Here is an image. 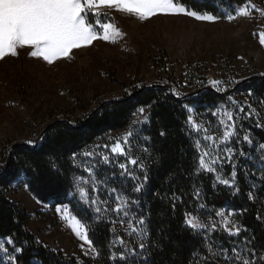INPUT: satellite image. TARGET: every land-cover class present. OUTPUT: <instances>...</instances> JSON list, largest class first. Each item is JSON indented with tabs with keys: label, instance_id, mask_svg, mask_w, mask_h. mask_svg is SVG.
<instances>
[{
	"label": "trees",
	"instance_id": "obj_1",
	"mask_svg": "<svg viewBox=\"0 0 264 264\" xmlns=\"http://www.w3.org/2000/svg\"><path fill=\"white\" fill-rule=\"evenodd\" d=\"M246 1L180 0L190 10L220 18L233 14L236 9L245 6ZM202 85L191 93V99L181 95L179 100L167 86L132 88L120 98L99 102L83 119L51 121L42 128L33 146L15 144L6 153L0 152V173L7 168L9 173H18L20 178L28 177L31 188L27 190L44 204L68 205L90 228L88 235L99 255L78 260L38 243L27 228L31 216L7 198L6 192L15 183L17 187L23 185L19 179L13 180L8 174L0 177V244L12 252L13 245L7 243L11 237L15 247L23 248L18 264H120L111 258L113 253L118 256L124 250L118 243L113 244L122 237L113 226L111 216L103 213L97 218L86 207L79 210L68 193L73 190L75 178L84 175L76 165L81 153L110 134L129 128L133 113L144 107L149 120L139 130L140 141L144 148H148L143 162L148 179L143 191L135 193V181L122 178L120 172H112L106 167L97 172L98 176L102 175V181L107 179L110 188L123 190L126 196L138 200L139 206L132 205L131 212L136 217L143 215L145 218L147 235L143 243L146 249L142 256L139 255L141 240L135 234L122 238L125 247L135 249L138 254L135 258L129 256L128 264H142L144 257H147L148 264H226L222 256L209 255L208 243L212 244L213 251L224 248L229 255L236 247L249 258V249L255 250L258 256H264V177H253L254 169L248 166V162H243L238 166L236 177L239 192L234 195V190L230 191L223 185L218 184L214 188L215 178L211 173L195 175L198 154L193 134L186 125L188 113L182 107L193 101H198L197 108L227 105L228 96L236 94L247 96L257 105L264 106L261 103L264 101V75L238 81L226 93H218ZM249 92L252 94L249 95ZM241 124V131L250 134L258 143H264V127L252 126L244 121L239 122L238 127ZM145 138H148L147 142ZM73 153L77 154L76 160L72 158ZM136 174L143 181L144 173L137 169ZM253 185L254 190L251 189ZM197 188L202 192L199 201L193 198ZM174 193L180 199L174 201ZM249 193L252 199H249ZM199 204H205L206 208L201 211ZM225 206L237 213L235 219L241 227L238 237H230L220 230L205 240L204 236L185 228L186 212L205 219L209 218V213L215 217V210ZM0 264H7V256L2 251Z\"/></svg>",
	"mask_w": 264,
	"mask_h": 264
},
{
	"label": "rangeland",
	"instance_id": "obj_2",
	"mask_svg": "<svg viewBox=\"0 0 264 264\" xmlns=\"http://www.w3.org/2000/svg\"><path fill=\"white\" fill-rule=\"evenodd\" d=\"M246 2L242 8L249 15H237V11L241 9L239 8L230 14L236 16L232 21L225 16L215 22L200 21L183 14L155 15L150 19L140 20L134 14L100 6L93 9V12L106 16L123 33L117 42L98 39L89 47L74 49L71 59H59L52 64L42 58L29 56L31 49L27 47L19 49L17 57L9 56L0 60V152L6 153L15 144L33 146L27 141L36 143L42 128L51 121L83 119L99 102L120 98L138 86H167L191 99V93L197 91L199 85L211 88L207 86L211 79L238 82L264 75V44L260 42V34L264 33V16L251 7L254 5L256 9L264 10V0ZM232 97L238 103L229 102L225 105L229 110L235 111L238 106H244L247 111V105L251 104L262 117L260 124L264 125V106L257 105L244 95L236 94ZM213 106L197 108L194 119L197 123H203L208 129V135L219 139L223 128L217 124V118L211 115V111L215 110ZM135 118L133 116L132 120ZM241 121L257 126L255 117ZM239 122L237 134L242 139L246 132L238 127ZM127 130L128 128L112 133L85 151L92 150L97 144L112 143ZM191 132L194 141L203 135ZM251 139L254 144L258 143L253 137ZM201 143L204 144V141L201 140ZM230 146L237 149L234 162L238 166L248 162V166L254 169L253 177H264L260 153L250 149L247 144H237L235 139ZM143 148L144 144L138 133L132 141L131 154L142 163L147 155ZM241 148L252 159L246 161L239 156ZM82 153L76 165L83 170L86 158ZM1 165L2 156L0 167ZM105 167L112 172H120L118 167ZM100 171L101 169L98 170ZM217 171H221L219 166ZM231 172L232 166L225 162L222 169L224 178L229 179ZM83 173L81 177H87L84 170ZM101 178L102 175L96 176L97 180L102 181ZM81 186L89 189L91 197L90 187L83 183ZM107 187L110 188L108 184ZM251 189H255L254 185ZM6 195L31 216L27 228L38 243L54 251H61L66 257L78 260L83 257L95 258L96 255L88 250L87 245L81 249L82 242L68 227L62 215L56 212L57 206L38 203L24 185L17 187L16 183ZM69 197L79 210L86 207L72 196ZM99 199L107 201L109 209L115 207L114 199L108 200V193L102 189ZM68 208L70 209L69 206ZM71 214L75 215L72 211ZM107 214L111 216L118 234L122 238L129 237L126 231L127 220L123 224L120 222L124 219L123 215L117 216L111 211ZM129 215L131 217L132 212ZM208 219L200 221L207 223ZM231 219L236 222L235 216ZM236 225L238 226L237 222Z\"/></svg>",
	"mask_w": 264,
	"mask_h": 264
},
{
	"label": "snow or ice",
	"instance_id": "obj_3",
	"mask_svg": "<svg viewBox=\"0 0 264 264\" xmlns=\"http://www.w3.org/2000/svg\"><path fill=\"white\" fill-rule=\"evenodd\" d=\"M100 6L134 14L140 20H147L155 15L181 14L208 22H215L220 18L214 14L190 10L180 0H0V60L9 56L17 57L19 55L18 50L27 47L31 49L29 56L42 58L43 61L52 64L59 59H71L74 49L89 47L98 39L112 43L117 42V39L122 37L123 33L106 16L93 12V9ZM251 7L255 11H259L261 16H264V10L256 9L254 5ZM249 14L243 8L237 11V15L247 16ZM226 18L232 21L236 16L226 14ZM260 35V42L264 44V33ZM235 83L237 82L234 80L211 79L208 81L207 86L215 89L218 93H226ZM172 94L178 100L182 98L181 94L175 89L172 90ZM251 94L249 92V95ZM228 101L238 103L231 96H228ZM261 103H264V101ZM148 107H151V105ZM182 107L188 113L186 118L187 127L197 134L203 133L194 141V147L198 154V164L194 174L197 176L201 172L214 174L215 182L213 187L215 188L218 184L223 185L230 191L234 190L233 194L235 195L239 192V188L236 187L238 165L234 162L237 149L230 146L233 139L236 140L237 144H247L250 149L260 153L261 168H264V143L254 144L248 133L244 134L242 139L239 138L237 123L241 120L255 117L257 127H264V125L260 124L262 117L251 104L247 105V111L244 106H238L235 111L229 110L223 104L213 106L215 110L211 111V115L217 118V124L223 128L222 136L217 139L215 136L208 135V129L204 127L203 123L195 121L194 114L198 107V101H193L190 104L185 103ZM133 115L136 118L132 120L128 130L121 137L109 144H97L92 150L82 153L86 158L83 170L88 175L87 177H76L73 183V190L68 195L77 199L79 203L94 212L97 218L109 211L117 216L122 214L124 219L120 222L123 224L127 220V234L130 236L135 234L141 240L139 255L142 256L146 249V245L143 243V239L147 235L144 227L145 218L143 215L139 217L135 215L130 217L129 215L132 205L139 206V201L126 196L123 190L108 188L107 179L103 181L96 179L100 168L105 166L118 167L122 178L135 181L133 185L135 193L143 191L144 183L148 179L147 173L144 171L145 165L131 153L132 141L138 135L140 126L148 123L149 117L145 115L144 107L139 108ZM240 127L243 128V125L241 124ZM161 135H164V133L161 132ZM147 139L145 138L146 142ZM201 140L204 141V144L201 143ZM27 143L35 144L34 141H27ZM143 152L147 153L148 148H143ZM239 156L245 160L252 159V156L246 153L243 148L239 150ZM72 158L76 160L77 154L73 153ZM121 159L123 162H121ZM225 162L232 166L229 179L224 178L222 173ZM217 166H219L221 171H217ZM137 169L144 173L143 181L136 174ZM5 174L10 175L13 180L19 179L26 189L31 188L28 177L20 178L18 173H9L7 168L0 173V177ZM82 183L90 187L91 197L89 196V189L82 187ZM101 189L108 193V200L114 199L115 207L109 209L108 202L99 199ZM201 196L202 192L197 188L193 193V198L199 201ZM177 199H180V197H177L174 193L173 200ZM249 199H252L251 193H249ZM37 202L42 203L41 201ZM173 207H175V203ZM198 207L203 211L206 205L199 204ZM56 212L62 215L68 227L82 242L80 245L81 249H84L85 245H87L88 250L98 256L99 253L88 235L90 228L82 222L81 218L72 215L71 210L65 205H58ZM235 215H237L236 212L227 210L225 206L215 210V217L218 219H214L209 213L208 222L202 223L197 215L186 212L184 226L192 230L193 234H203L205 240H208L212 233L220 230L226 232L230 237H238L241 227L237 226L236 222L231 219ZM7 243L13 245V251L9 252L8 248L2 244H0V251L7 256V264H18V256L22 254L23 248L15 247L11 237L7 239ZM116 243L122 246L124 250L120 251L118 256L115 253L112 254L111 258L114 261H119L120 264H128L129 256L135 258L138 255L135 249L125 247V242L122 238H117L113 241V244ZM248 252L251 258L243 255L242 250L233 247L231 249L232 254L229 255L228 250L224 248L213 251L212 244L208 243L209 255L222 256L226 264H264V256H258L256 251L252 249H249ZM85 254L87 255L88 253L85 252ZM142 264H148L147 257L143 258Z\"/></svg>",
	"mask_w": 264,
	"mask_h": 264
}]
</instances>
